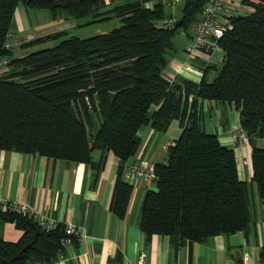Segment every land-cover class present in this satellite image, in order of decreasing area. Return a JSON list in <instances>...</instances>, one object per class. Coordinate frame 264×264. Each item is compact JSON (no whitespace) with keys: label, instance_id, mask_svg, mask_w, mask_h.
Returning <instances> with one entry per match:
<instances>
[{"label":"trees","instance_id":"1","mask_svg":"<svg viewBox=\"0 0 264 264\" xmlns=\"http://www.w3.org/2000/svg\"><path fill=\"white\" fill-rule=\"evenodd\" d=\"M244 1L253 10L232 18L220 40L222 61L193 81L170 80L163 71L175 53L174 35L199 16L205 0H183L172 28L156 25L168 14L163 0H0V57L8 58L0 77V149L85 162L96 172L113 153L118 166L110 209L123 218L132 186L122 178V165L140 150L138 132L149 126L164 133L178 119L181 132L165 162L154 164L155 187L143 196L138 228L146 239L169 236L175 253L187 241L249 231L256 217L253 185L264 204V147L256 144L264 139V0ZM18 4L47 9L53 18L63 13L67 22L118 18L120 24L87 37L69 35V28L51 31L22 47L64 38L12 56L3 43ZM204 100L238 112L251 148L250 181L239 178L234 150L206 131ZM0 218L22 231L15 241L0 238V264H35V257L50 263L63 251L62 222L46 230L11 211H0Z\"/></svg>","mask_w":264,"mask_h":264},{"label":"crops","instance_id":"2","mask_svg":"<svg viewBox=\"0 0 264 264\" xmlns=\"http://www.w3.org/2000/svg\"><path fill=\"white\" fill-rule=\"evenodd\" d=\"M25 8L22 4L16 7L10 32L13 36L30 35L32 23ZM186 35L182 52L178 53L179 46L175 45V53L169 56L164 68V75L170 80L201 79L197 70L191 72L184 61L185 45L190 38L189 33ZM22 42L19 40V44ZM211 76L212 69L207 73L208 80ZM202 111L206 131L217 134L221 143L234 150L239 178L250 181V145L230 138L231 129L239 127L238 112L213 100L202 101ZM180 132L178 119H173L164 133L145 126L138 132L142 144L136 158H145L153 164L165 162L166 149ZM259 142L264 147V139L256 140L261 147ZM99 155L95 150L94 160ZM117 166L118 159L111 152L103 168L96 172L85 162L0 149V198L26 202L40 214L62 223L72 222L80 228V237L63 246L55 261L47 263L35 257V264H123L124 261L134 264L140 252L145 253V264H264L263 203H255V223L249 231L213 235L202 242L187 241L175 253L169 236L154 234L146 239L138 228L143 196L147 189L155 187L154 182L132 187L123 218L112 212L110 201ZM253 193H256L255 185ZM254 197L257 201L256 194ZM21 234L12 222L0 218V238L15 241Z\"/></svg>","mask_w":264,"mask_h":264},{"label":"built area","instance_id":"3","mask_svg":"<svg viewBox=\"0 0 264 264\" xmlns=\"http://www.w3.org/2000/svg\"><path fill=\"white\" fill-rule=\"evenodd\" d=\"M168 4L171 13L177 5L183 0H163ZM145 7L152 8V2H146ZM253 8L244 0H205L199 16L193 20L186 29L189 30V40L185 45V63L188 69L197 70L200 78L203 76V70L212 65L219 63L223 59V49L220 44L221 38L231 29L232 18L236 16H245L250 13ZM176 22V17L173 14H167L164 18L158 20V27L172 28ZM13 35L7 34L4 42V47L11 46L10 38ZM14 37V36H13ZM8 58L0 57V77L7 70ZM192 94L188 96L189 100ZM230 138L233 142L240 144H249L248 136L240 127L231 129ZM238 157H236L237 159ZM238 160V159H237ZM122 178L132 187L138 184L151 182L156 178L154 164L146 159H134L127 161L122 165ZM0 211H11L17 214L26 216L36 221V223L46 230L54 229L61 222L55 218L40 214L33 206L26 202L17 200H9L0 198ZM64 225V235L60 239V243L65 246L72 244L75 239L80 237V228L72 223L66 222ZM145 253L140 252L134 264L144 263ZM123 264H132L124 261Z\"/></svg>","mask_w":264,"mask_h":264},{"label":"rangeland","instance_id":"4","mask_svg":"<svg viewBox=\"0 0 264 264\" xmlns=\"http://www.w3.org/2000/svg\"><path fill=\"white\" fill-rule=\"evenodd\" d=\"M122 1H124V0H115V2H122ZM182 2L183 1H181L177 5V7L175 8V10L172 13H171V9L168 6H166V8H165L166 13L173 14L176 18L179 17L180 12H181ZM19 5H21V4H19ZM25 9L28 10L29 17H30L29 19H30V22L32 23V30L29 29L28 30L29 33L26 32V33L30 34L29 36L24 34L23 38H20V36H19L20 34H18L17 36L13 37L15 42L11 48L12 56H21V55H24V54H27V53H30L33 51H37V50L46 48V47L54 46L64 37H59L56 39H50L49 41H46L44 43H40V44H36L33 46L24 47V48L22 47L21 44H19V40H21V42L26 41V40L32 39L38 35L45 34V33L51 32V31H55V30H60L63 28H69V31H68L69 35H77L79 37H87V36H90V35H93V34H96L99 32L107 31L109 29L117 27L120 24L118 18H112V19H109L108 21H96V22L89 23V24H85V23L90 20V17H85V18L79 19L77 21L72 20L71 22H67L66 20L63 19L64 18L63 13H61L62 15L59 14L57 16V18H53L51 13L47 9H29V8H25ZM74 23L75 24H81V26L73 27ZM186 33H189V30L185 29L183 27H180L179 30L174 35V43H175V45L179 46L178 53L182 52V47H183L184 41L186 40V36H187ZM17 39H19L18 43H16ZM184 58H185V56H184ZM213 75H214V73H213ZM212 78L213 77L211 76L210 79H212ZM206 129L208 130V128H206ZM141 130H140V132H141ZM259 145L262 147L263 146L262 142H259ZM96 152H97V150H96ZM256 196H257V194H256ZM257 202H259L258 199H257Z\"/></svg>","mask_w":264,"mask_h":264},{"label":"bare ground","instance_id":"5","mask_svg":"<svg viewBox=\"0 0 264 264\" xmlns=\"http://www.w3.org/2000/svg\"><path fill=\"white\" fill-rule=\"evenodd\" d=\"M4 42H5V41H4ZM10 42H11V46H10L9 48H5V47H4V43H3V47H4V49L7 50V51H8V50H11V48H12V46H13V44H14V40H13L12 37L10 38Z\"/></svg>","mask_w":264,"mask_h":264}]
</instances>
